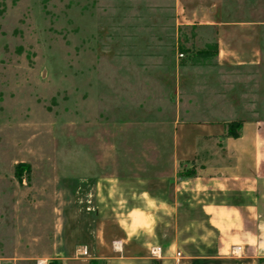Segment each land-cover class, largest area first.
Returning <instances> with one entry per match:
<instances>
[{
    "label": "rangeland",
    "instance_id": "obj_1",
    "mask_svg": "<svg viewBox=\"0 0 264 264\" xmlns=\"http://www.w3.org/2000/svg\"><path fill=\"white\" fill-rule=\"evenodd\" d=\"M259 4L223 0L225 19ZM214 42L175 0H0V264L64 252L56 235L93 212L96 179L194 176L173 161L175 123L241 117L244 72L217 66Z\"/></svg>",
    "mask_w": 264,
    "mask_h": 264
},
{
    "label": "crops",
    "instance_id": "obj_2",
    "mask_svg": "<svg viewBox=\"0 0 264 264\" xmlns=\"http://www.w3.org/2000/svg\"><path fill=\"white\" fill-rule=\"evenodd\" d=\"M175 5L181 24L214 29L217 66L244 72L241 117L211 109L196 119L185 112L175 123L173 161L194 163L190 179L150 177L144 188L131 176L94 180L93 212L84 209L56 235L55 247L65 248L54 255L61 264L264 259V8L259 4L255 17L235 21L225 19L223 0ZM235 119L238 136L230 137L227 125Z\"/></svg>",
    "mask_w": 264,
    "mask_h": 264
},
{
    "label": "trees",
    "instance_id": "obj_3",
    "mask_svg": "<svg viewBox=\"0 0 264 264\" xmlns=\"http://www.w3.org/2000/svg\"><path fill=\"white\" fill-rule=\"evenodd\" d=\"M212 51H213V55L215 56V54H216V42H214V44L212 45ZM227 135L230 136V137H237L238 136V134L235 131L232 130L231 124L227 125ZM20 166L23 167L24 165L20 164L17 167H20ZM260 262H264V259L260 260L259 263ZM48 264H61V263H60V261H58L56 259H53Z\"/></svg>",
    "mask_w": 264,
    "mask_h": 264
},
{
    "label": "built area",
    "instance_id": "obj_4",
    "mask_svg": "<svg viewBox=\"0 0 264 264\" xmlns=\"http://www.w3.org/2000/svg\"><path fill=\"white\" fill-rule=\"evenodd\" d=\"M180 56L182 57L183 55L181 54ZM177 255H179V254H177ZM44 264H46V262H44Z\"/></svg>",
    "mask_w": 264,
    "mask_h": 264
}]
</instances>
